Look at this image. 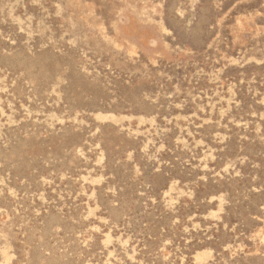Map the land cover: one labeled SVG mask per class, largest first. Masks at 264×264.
Returning a JSON list of instances; mask_svg holds the SVG:
<instances>
[{"label":"rangeland","instance_id":"1","mask_svg":"<svg viewBox=\"0 0 264 264\" xmlns=\"http://www.w3.org/2000/svg\"><path fill=\"white\" fill-rule=\"evenodd\" d=\"M0 264H264V0H0Z\"/></svg>","mask_w":264,"mask_h":264}]
</instances>
